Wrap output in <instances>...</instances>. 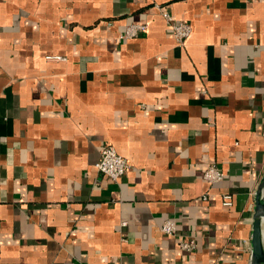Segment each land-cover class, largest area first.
I'll return each instance as SVG.
<instances>
[{
	"label": "crops",
	"instance_id": "crops-1",
	"mask_svg": "<svg viewBox=\"0 0 264 264\" xmlns=\"http://www.w3.org/2000/svg\"><path fill=\"white\" fill-rule=\"evenodd\" d=\"M263 171L264 0H0V264H248Z\"/></svg>",
	"mask_w": 264,
	"mask_h": 264
},
{
	"label": "built area",
	"instance_id": "built-area-1",
	"mask_svg": "<svg viewBox=\"0 0 264 264\" xmlns=\"http://www.w3.org/2000/svg\"><path fill=\"white\" fill-rule=\"evenodd\" d=\"M159 11L164 15L166 22L168 23L175 42L178 45L185 44L186 39L190 35L191 26L181 20H174L168 13L163 11L161 7L157 6ZM145 23L132 22L129 23L123 33L121 34L122 38H132L136 37L140 32L146 30ZM47 59L50 60H63L65 57L53 54L47 55ZM95 167L98 172L102 175L108 177L112 181H119L124 174L129 169V163L125 157L120 155L116 149L109 143H103L100 149V157L95 164ZM204 180L209 183H217L224 178L223 171L216 166V164H209L203 172ZM206 196L204 195L203 198ZM223 205H231L232 196L229 193L222 195ZM126 222L122 221L121 226H125ZM177 221L175 219H164L160 225V230L168 235H180L177 233ZM196 237L191 234H186L182 240L179 242V247L184 251H192L196 248ZM110 264H120V263H110Z\"/></svg>",
	"mask_w": 264,
	"mask_h": 264
},
{
	"label": "water",
	"instance_id": "water-1",
	"mask_svg": "<svg viewBox=\"0 0 264 264\" xmlns=\"http://www.w3.org/2000/svg\"><path fill=\"white\" fill-rule=\"evenodd\" d=\"M264 171L254 191L250 222V252L248 264H264Z\"/></svg>",
	"mask_w": 264,
	"mask_h": 264
},
{
	"label": "bare ground",
	"instance_id": "bare-ground-1",
	"mask_svg": "<svg viewBox=\"0 0 264 264\" xmlns=\"http://www.w3.org/2000/svg\"><path fill=\"white\" fill-rule=\"evenodd\" d=\"M262 231H263V240H264V220H263V225H262Z\"/></svg>",
	"mask_w": 264,
	"mask_h": 264
}]
</instances>
